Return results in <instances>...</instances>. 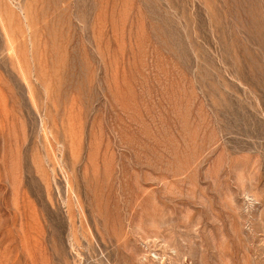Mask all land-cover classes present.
I'll use <instances>...</instances> for the list:
<instances>
[{
  "label": "rangeland",
  "instance_id": "obj_1",
  "mask_svg": "<svg viewBox=\"0 0 264 264\" xmlns=\"http://www.w3.org/2000/svg\"><path fill=\"white\" fill-rule=\"evenodd\" d=\"M0 264H264V0H0Z\"/></svg>",
  "mask_w": 264,
  "mask_h": 264
}]
</instances>
